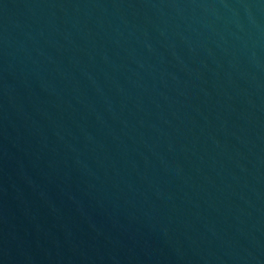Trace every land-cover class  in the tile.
<instances>
[{"label":"water","instance_id":"95a60500","mask_svg":"<svg viewBox=\"0 0 264 264\" xmlns=\"http://www.w3.org/2000/svg\"><path fill=\"white\" fill-rule=\"evenodd\" d=\"M0 264H264V0H0Z\"/></svg>","mask_w":264,"mask_h":264}]
</instances>
